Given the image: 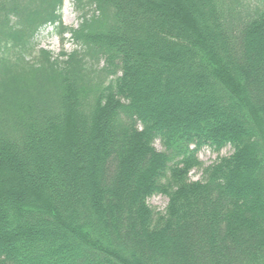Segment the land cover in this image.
Returning a JSON list of instances; mask_svg holds the SVG:
<instances>
[{
  "label": "trees",
  "instance_id": "trees-1",
  "mask_svg": "<svg viewBox=\"0 0 264 264\" xmlns=\"http://www.w3.org/2000/svg\"><path fill=\"white\" fill-rule=\"evenodd\" d=\"M63 2L0 0V264H264V0Z\"/></svg>",
  "mask_w": 264,
  "mask_h": 264
},
{
  "label": "rangeland",
  "instance_id": "rangeland-1",
  "mask_svg": "<svg viewBox=\"0 0 264 264\" xmlns=\"http://www.w3.org/2000/svg\"><path fill=\"white\" fill-rule=\"evenodd\" d=\"M61 18L62 22L66 27L75 28L78 24V13L74 9L72 0H64V4L61 10ZM69 37V34L66 35ZM35 42L37 43V47L45 48L52 51L54 54H57L62 49L64 51L69 52L73 49V45L66 39L64 45L61 44L59 37L55 34L53 27L47 26L46 28L39 31L36 36ZM155 147L159 150L162 149L160 143L156 141L154 143ZM233 149L231 146L227 145L220 149L219 151H214L209 147H203L198 152V157L202 162L203 166H207L215 161H217L220 157L227 156L231 154ZM201 178V171L199 169H193L190 172V179L197 180ZM167 197L165 195L156 194L148 199V204L157 210L163 211L167 204Z\"/></svg>",
  "mask_w": 264,
  "mask_h": 264
}]
</instances>
